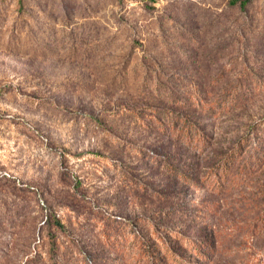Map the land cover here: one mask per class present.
<instances>
[{"label": "rangeland", "instance_id": "rangeland-1", "mask_svg": "<svg viewBox=\"0 0 264 264\" xmlns=\"http://www.w3.org/2000/svg\"><path fill=\"white\" fill-rule=\"evenodd\" d=\"M242 1L0 0V264H264Z\"/></svg>", "mask_w": 264, "mask_h": 264}, {"label": "trees", "instance_id": "trees-1", "mask_svg": "<svg viewBox=\"0 0 264 264\" xmlns=\"http://www.w3.org/2000/svg\"><path fill=\"white\" fill-rule=\"evenodd\" d=\"M239 0H233V2H237ZM248 2V0H243L242 2H240V5L241 6H244L246 3ZM192 133H190V131H186L185 133V136H187L188 138V141H190L194 136L191 135ZM199 139H197L198 141ZM239 155H240V152H232L231 156L229 155V160H226L223 162V164L221 163V167H223L224 170L227 169V173L228 174L230 171H231V168H232V163L233 161H235L237 159V157L239 158ZM220 172H223L222 169H220ZM225 172V171H224ZM190 249L194 252H196V256H198L197 258H201V250L199 251V246L195 245L193 242H192V245L190 246ZM200 249H202L200 247ZM203 250V249H202ZM165 254L167 255L166 257H168V255L170 254L168 252V249L166 250ZM164 261V260H163ZM168 264H185L184 261H182L181 258H179L178 256H174V255H171L168 257Z\"/></svg>", "mask_w": 264, "mask_h": 264}]
</instances>
